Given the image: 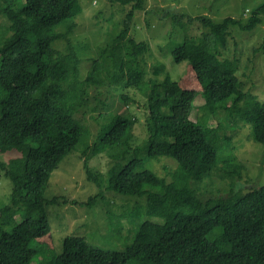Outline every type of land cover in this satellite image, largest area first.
I'll return each mask as SVG.
<instances>
[{
    "label": "trees",
    "instance_id": "16d2710c",
    "mask_svg": "<svg viewBox=\"0 0 264 264\" xmlns=\"http://www.w3.org/2000/svg\"><path fill=\"white\" fill-rule=\"evenodd\" d=\"M111 1L136 3L114 25L109 41L80 78L78 53L70 45L63 50L52 46L56 39H68L82 13L79 0H0L9 34L2 33L6 37L0 45V153L18 151L7 161L0 159V171L12 184L9 202L0 205V264H32L44 254L45 243L37 239L50 231L46 213L32 217L28 212L43 208L52 171L80 140L88 139L89 127L74 114L85 106L94 85L117 88L124 104L135 101L130 88L146 99L145 145L139 147L144 154L136 155L138 147L131 145L134 115L118 112L91 148L94 154L107 151L114 165L105 176L83 166L88 179L98 183L101 176L107 190L145 197L149 218L138 224L133 241L122 250L67 235L58 254L42 256L37 264H264V183L208 206L188 181L204 175L196 169L197 155L209 169L222 164L227 177L240 176L245 168L233 151L226 154L217 144V131L228 124L220 121L211 138L206 137L211 117L220 111L228 128L235 131L245 124L249 137L264 146V102L243 89L236 74L239 60L222 58L232 27L245 31L261 23L264 0L251 8L246 22L230 16L218 22L195 17L204 28L199 47L190 51L180 44L171 51L176 63L187 61L199 82L203 103L195 120L175 114L181 90L161 61L147 66L148 43L130 33L134 10L143 1ZM67 19L73 22L66 31L47 33ZM130 150L134 154L122 163ZM159 157L177 162L188 177L168 182L145 166L147 159Z\"/></svg>",
    "mask_w": 264,
    "mask_h": 264
},
{
    "label": "rangeland",
    "instance_id": "374dc122",
    "mask_svg": "<svg viewBox=\"0 0 264 264\" xmlns=\"http://www.w3.org/2000/svg\"><path fill=\"white\" fill-rule=\"evenodd\" d=\"M79 1L82 13L74 19L75 24L68 33V39H56L52 46L63 50L70 45L80 56V78H84L91 60L99 56L101 48L109 41L114 25L136 1L125 5L111 0ZM142 1L141 8L134 10L130 33L135 39L148 43L150 50L145 55L147 66L161 61L176 83L177 90H181L176 95L175 114L187 115L195 120L199 115L198 107L203 103L199 82L188 69L187 61L176 63L171 51L180 44H185L190 51L199 47L204 28L195 17L206 16L218 22L230 16L246 22L251 8L263 0ZM20 18L26 24L30 23L25 17ZM71 22L73 19H67L59 25L48 27L47 33L64 32ZM7 24V20L0 14V45L3 44L5 35H9L5 32ZM230 31L227 49L222 52V58L239 60L236 74L243 89L264 102V16L261 23L252 30L243 31L232 27ZM117 90L105 85L91 86L87 91L85 106L74 114L89 127V137L86 141L80 140L52 171L43 192V208H33L28 212L32 217H38L44 210L50 227L47 235L37 239L45 243L44 254L38 255L32 264H37L42 256H48L49 259L53 253L58 254L62 240L67 235L82 236L89 243L101 248L122 250L133 241L138 224L149 218L145 213V197H128L109 191L101 176L98 183L88 179L83 166L86 163L94 172L105 176L108 168L114 165L115 160L107 151L94 154L91 148L101 129L106 128L111 116L118 112L134 115L136 124L131 145L138 147L135 150L136 155L144 154L139 147L145 145L143 122L147 112L146 99L130 88L128 94L135 101L124 104L119 99ZM223 115V111H220L217 116L211 117L205 133L208 140L220 121L223 126L230 125L228 120L222 119ZM228 125L217 131V144L223 146L226 154L233 151L244 164L245 168L240 176L227 177L222 164L209 169L208 165L199 161L198 155L196 169L204 173L199 180L189 178L186 170L170 158L147 159L145 166L168 182L174 177H188L191 187L197 188L198 198L208 206L226 197L243 195L248 189L264 183V146L249 137L245 124L239 125L235 131L228 128ZM17 152L11 149L0 153V159L7 161L16 156ZM131 152L130 150L122 163L134 154ZM11 187L10 180L0 171V205L9 202ZM94 195L95 198L90 203V197Z\"/></svg>",
    "mask_w": 264,
    "mask_h": 264
}]
</instances>
